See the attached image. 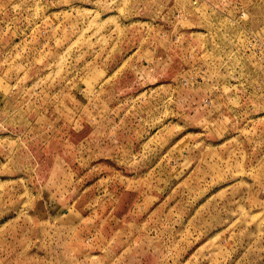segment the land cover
Here are the masks:
<instances>
[{"label":"rangeland","instance_id":"rangeland-1","mask_svg":"<svg viewBox=\"0 0 264 264\" xmlns=\"http://www.w3.org/2000/svg\"><path fill=\"white\" fill-rule=\"evenodd\" d=\"M0 264H264V0H0Z\"/></svg>","mask_w":264,"mask_h":264}]
</instances>
